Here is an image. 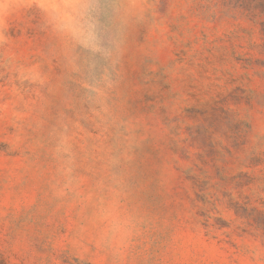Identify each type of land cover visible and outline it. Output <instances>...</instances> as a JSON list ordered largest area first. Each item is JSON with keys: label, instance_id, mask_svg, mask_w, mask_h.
I'll list each match as a JSON object with an SVG mask.
<instances>
[{"label": "rangeland", "instance_id": "rangeland-1", "mask_svg": "<svg viewBox=\"0 0 264 264\" xmlns=\"http://www.w3.org/2000/svg\"><path fill=\"white\" fill-rule=\"evenodd\" d=\"M0 264H264V0H0Z\"/></svg>", "mask_w": 264, "mask_h": 264}]
</instances>
